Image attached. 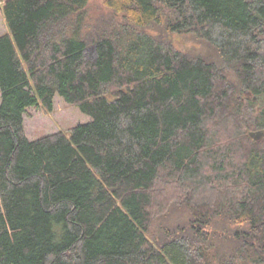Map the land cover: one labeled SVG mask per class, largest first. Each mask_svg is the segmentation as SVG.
Returning a JSON list of instances; mask_svg holds the SVG:
<instances>
[{
  "label": "trees",
  "instance_id": "trees-1",
  "mask_svg": "<svg viewBox=\"0 0 264 264\" xmlns=\"http://www.w3.org/2000/svg\"><path fill=\"white\" fill-rule=\"evenodd\" d=\"M93 1L0 0V264H264V0Z\"/></svg>",
  "mask_w": 264,
  "mask_h": 264
},
{
  "label": "rangeland",
  "instance_id": "rangeland-1",
  "mask_svg": "<svg viewBox=\"0 0 264 264\" xmlns=\"http://www.w3.org/2000/svg\"><path fill=\"white\" fill-rule=\"evenodd\" d=\"M88 22L90 27L94 26L96 22L102 20L111 21L114 19V15L109 13L102 5L101 0H94L92 3L91 11L89 12ZM163 26L151 27L149 31L154 35L164 34L173 46L183 52H191L204 54L206 56L218 58L215 53V49L210 47L205 41L197 38L193 34H166L163 33ZM8 28L2 12H0V36L7 33ZM87 56L89 58L95 57V51L91 47ZM256 108V107H255ZM258 110V108L254 109ZM254 113L252 109H249L247 113ZM249 113V115H250ZM91 120L89 116L81 112L76 106L67 104L62 98L56 97L55 106L53 112L46 111L43 107L29 108L25 115V132L30 140H36L43 136L54 134L56 132H68L73 127L87 123ZM182 214L173 215L170 220L174 222L176 219H184Z\"/></svg>",
  "mask_w": 264,
  "mask_h": 264
},
{
  "label": "water",
  "instance_id": "water-1",
  "mask_svg": "<svg viewBox=\"0 0 264 264\" xmlns=\"http://www.w3.org/2000/svg\"><path fill=\"white\" fill-rule=\"evenodd\" d=\"M250 136L254 139L260 140L264 136V132H252Z\"/></svg>",
  "mask_w": 264,
  "mask_h": 264
}]
</instances>
